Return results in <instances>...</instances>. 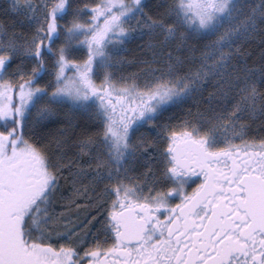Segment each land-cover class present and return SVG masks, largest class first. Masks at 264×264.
<instances>
[{
    "label": "snow or ice",
    "instance_id": "obj_1",
    "mask_svg": "<svg viewBox=\"0 0 264 264\" xmlns=\"http://www.w3.org/2000/svg\"><path fill=\"white\" fill-rule=\"evenodd\" d=\"M0 15V264H264V0Z\"/></svg>",
    "mask_w": 264,
    "mask_h": 264
},
{
    "label": "trees",
    "instance_id": "obj_2",
    "mask_svg": "<svg viewBox=\"0 0 264 264\" xmlns=\"http://www.w3.org/2000/svg\"><path fill=\"white\" fill-rule=\"evenodd\" d=\"M6 1L5 0H0V9H2L5 5ZM14 19V17L12 15H8V16H3V15H0V21H10ZM136 44H139V41H136L135 42ZM126 57L129 58V61L133 60V59H140L141 56H140V52L137 50V48L135 46H129V52L126 53ZM134 64V69L137 70L139 67V64L138 63H129V65H132ZM132 66V67H133ZM133 69V70H134ZM130 71V70H129ZM128 71V72H129ZM177 117H180L182 118V114L181 113H176ZM141 131L143 132H149V129L147 128H144V129H141ZM155 133L154 132H149V136H154ZM264 135V133H262L261 129L258 127V124H253L252 125V131L249 132V137L250 138H256V139H259L261 138V136ZM70 192V189L66 192H63L61 193V195H64V196H67ZM58 203H60V201H58ZM77 203H82V201H77ZM70 223H72V221L70 220L69 221ZM58 231H62V229H57Z\"/></svg>",
    "mask_w": 264,
    "mask_h": 264
},
{
    "label": "rangeland",
    "instance_id": "obj_3",
    "mask_svg": "<svg viewBox=\"0 0 264 264\" xmlns=\"http://www.w3.org/2000/svg\"><path fill=\"white\" fill-rule=\"evenodd\" d=\"M6 1V0H5ZM127 52H129V50L128 51H126V52H124V53H122V55H124V56H126V53ZM134 64H132V65H127L126 67H124L123 69H121V71H123V72H128L129 70V72H135L136 70L134 69V66H133ZM133 66V67H132ZM140 66V65H139ZM134 69V70H133ZM119 74V73H118ZM248 138H250V137H248Z\"/></svg>",
    "mask_w": 264,
    "mask_h": 264
},
{
    "label": "flooded vegetation",
    "instance_id": "obj_4",
    "mask_svg": "<svg viewBox=\"0 0 264 264\" xmlns=\"http://www.w3.org/2000/svg\"><path fill=\"white\" fill-rule=\"evenodd\" d=\"M260 139V138H259ZM258 140V139H257ZM198 182V181H197ZM194 186V185H193ZM190 190V189H189ZM173 202H175V201H173ZM60 203H62V201H60ZM58 211H59V208L57 209Z\"/></svg>",
    "mask_w": 264,
    "mask_h": 264
}]
</instances>
